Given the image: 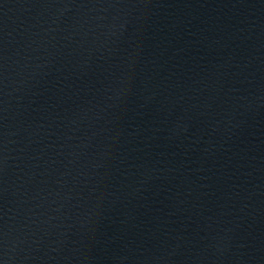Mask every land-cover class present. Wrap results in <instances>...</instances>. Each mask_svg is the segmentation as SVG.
I'll use <instances>...</instances> for the list:
<instances>
[{"label": "water", "instance_id": "95a60500", "mask_svg": "<svg viewBox=\"0 0 264 264\" xmlns=\"http://www.w3.org/2000/svg\"><path fill=\"white\" fill-rule=\"evenodd\" d=\"M256 65L260 118L264 144V0H254Z\"/></svg>", "mask_w": 264, "mask_h": 264}]
</instances>
